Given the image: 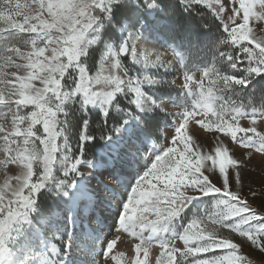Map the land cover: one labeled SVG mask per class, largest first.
Listing matches in <instances>:
<instances>
[{"label":"snow or ice","instance_id":"1","mask_svg":"<svg viewBox=\"0 0 264 264\" xmlns=\"http://www.w3.org/2000/svg\"><path fill=\"white\" fill-rule=\"evenodd\" d=\"M257 21L264 0H0V264H254L264 207L225 141L264 154Z\"/></svg>","mask_w":264,"mask_h":264},{"label":"rangeland","instance_id":"2","mask_svg":"<svg viewBox=\"0 0 264 264\" xmlns=\"http://www.w3.org/2000/svg\"><path fill=\"white\" fill-rule=\"evenodd\" d=\"M25 2V0H22ZM257 29L260 27H264V24L260 22H254ZM183 52V50H181ZM184 55L189 62H200L202 58H204L207 54L205 52H198L193 50L190 53L185 52ZM168 58H171V54H169ZM199 73H197V77ZM178 83H182V81L178 80ZM261 83L257 82V89L260 88ZM256 106L259 107L260 99L259 94L256 97ZM241 126H247V120L240 121ZM258 130L264 131V128L260 127V122H258ZM190 134L197 140V142L205 145V150L208 149L214 143V137L211 133H209L206 129L199 128L196 125H190ZM225 143L229 147L230 151H232L237 158H243L246 161L247 167L242 169L241 176L244 181V193L248 197L249 203L252 204L253 207H256L258 210L264 207V154L256 153L253 151L251 159L246 157L244 153L247 151L245 149H241L239 145H234L230 140H226ZM10 168L13 166H9ZM12 174V173H10ZM3 179V173L0 172V180ZM249 187L252 191L256 192V196L252 197L251 192L249 191ZM118 250H122L128 252L127 245H118ZM158 254V253H157ZM248 255L253 260L254 264H261L264 261V254H261L257 250L251 249L248 250Z\"/></svg>","mask_w":264,"mask_h":264},{"label":"trees","instance_id":"3","mask_svg":"<svg viewBox=\"0 0 264 264\" xmlns=\"http://www.w3.org/2000/svg\"><path fill=\"white\" fill-rule=\"evenodd\" d=\"M89 158H91V157H89Z\"/></svg>","mask_w":264,"mask_h":264}]
</instances>
